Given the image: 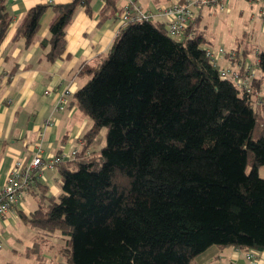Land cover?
<instances>
[{
    "label": "trees",
    "instance_id": "1",
    "mask_svg": "<svg viewBox=\"0 0 264 264\" xmlns=\"http://www.w3.org/2000/svg\"><path fill=\"white\" fill-rule=\"evenodd\" d=\"M92 1L38 4L16 38L35 42L52 7L50 39L41 45L56 61L76 9L90 12ZM11 23L0 0V45ZM188 31L179 40L164 23H130L107 55L82 67L87 82L73 98L93 121L86 147L102 129L106 143L97 155L59 165L60 195L38 184V208L20 214L68 237V264H198L216 248L264 251L260 114L250 95L220 78L202 33ZM257 59L264 75V50ZM262 84L254 80L255 91Z\"/></svg>",
    "mask_w": 264,
    "mask_h": 264
},
{
    "label": "crops",
    "instance_id": "2",
    "mask_svg": "<svg viewBox=\"0 0 264 264\" xmlns=\"http://www.w3.org/2000/svg\"><path fill=\"white\" fill-rule=\"evenodd\" d=\"M178 1L182 0H135V3L144 12L159 13L161 9ZM46 2L48 1L6 0V9L12 17V23L0 45V191L15 167H29L38 154L45 160L73 150H78L85 156H93L106 143L97 141L99 134L86 147L84 136L91 130L93 121L79 110L73 97L87 82V78L81 74L82 67L95 66L112 48L122 28L120 12L127 0H111L109 4L93 0L90 12L82 6L78 7L72 22L66 28L65 54L56 61H50L46 56L50 45H41L43 41L50 39V24L55 15L52 7L44 12L40 20L35 42L27 44L24 38H16L17 29L26 13L38 4H47ZM70 2L72 0H53L52 5ZM217 2L220 1L211 0L210 5ZM222 2L227 4L231 0ZM205 7L195 9L188 37L191 32H201L203 35L200 16ZM154 22L164 23L166 26L168 24L162 14H158ZM262 29L264 31V24ZM238 55L246 60L244 52L243 56ZM228 64L227 59L223 60V66ZM259 75V80L263 79L260 72ZM62 106L65 108L61 109ZM68 161L71 160L64 163ZM36 173L33 185L23 191L31 193L32 202L20 203L16 212L0 221V238L11 240L2 231L3 228L16 226L21 213L29 217L38 208L35 195L38 193V184L47 188L48 195H60L61 178L58 169L40 170ZM248 251L250 250L234 246L216 248L209 253L207 261L198 264H250L246 259ZM254 252L257 253L260 264H264V251Z\"/></svg>",
    "mask_w": 264,
    "mask_h": 264
},
{
    "label": "rangeland",
    "instance_id": "3",
    "mask_svg": "<svg viewBox=\"0 0 264 264\" xmlns=\"http://www.w3.org/2000/svg\"><path fill=\"white\" fill-rule=\"evenodd\" d=\"M262 8L261 3L247 0H231L227 4L217 2L206 6L200 16V27L206 39L202 47L205 50L223 48L226 52L235 51L242 56L244 52L247 62L254 64L258 56L256 52L264 50ZM262 78L260 90L263 91V74ZM257 111L260 113L259 134L263 128L261 125H264V110ZM106 132V129H102L98 142H106ZM259 175L264 178V166L260 167ZM31 198V193L24 192L20 201L32 202ZM2 231L11 240L1 238L0 264H68V237L60 230L48 233L19 218L16 226L5 227Z\"/></svg>",
    "mask_w": 264,
    "mask_h": 264
},
{
    "label": "built area",
    "instance_id": "4",
    "mask_svg": "<svg viewBox=\"0 0 264 264\" xmlns=\"http://www.w3.org/2000/svg\"><path fill=\"white\" fill-rule=\"evenodd\" d=\"M44 1H48L46 3L49 5L53 4V0ZM99 1L103 4L106 3V0ZM217 1L222 2L223 0ZM247 1L261 3L264 18V0ZM210 4L211 0H182L161 9L159 13H153L144 12L137 6L135 0H127L126 4L121 8L120 19L122 27H125L130 23L152 21L158 14H162L168 20L167 28L169 34L181 40L191 21L195 18V9L210 6ZM206 57L218 69L222 80L231 82L242 94L250 95L252 97V105L256 111L258 108L264 110V93L262 90L255 91L253 88L254 80L260 77L257 58L255 63L251 64L243 60L238 55V52H226L223 48L218 50L206 49ZM226 59L229 61V64L223 66L222 62ZM64 108V106L61 107V109ZM261 127L264 128V125H261ZM78 155L79 151L73 150L71 153L54 155L50 159L45 160L41 154H38L29 167H15L9 175L6 185L0 191V221L4 220L8 214L16 212L21 203L22 193L33 185L35 176L37 175L36 172L46 169L56 170L65 161L77 159ZM86 156L90 157L91 155L87 154ZM246 259L250 264H260L259 257L253 250L246 253Z\"/></svg>",
    "mask_w": 264,
    "mask_h": 264
}]
</instances>
